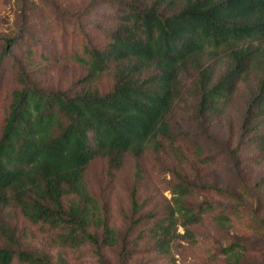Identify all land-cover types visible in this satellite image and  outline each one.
I'll return each mask as SVG.
<instances>
[{
    "label": "trees",
    "instance_id": "obj_1",
    "mask_svg": "<svg viewBox=\"0 0 264 264\" xmlns=\"http://www.w3.org/2000/svg\"><path fill=\"white\" fill-rule=\"evenodd\" d=\"M119 25L104 48L89 43L81 57L86 67L82 81L98 79L114 64L115 84L109 92L86 89L67 95L45 90L20 68L0 122V211L16 207L51 244L80 254L85 248L99 254L120 243L101 203L86 188L87 167L101 158L113 175L125 155L138 158L150 146H159L158 137L171 138L167 115L179 94V72L187 63L198 71L199 114L217 110V104L231 98L236 81L256 74L241 128L242 135L264 151V0H180L173 13L129 4ZM208 48L222 49L229 59L228 69L216 81L212 70L199 64ZM152 69L155 74L144 75ZM192 188L185 181L173 185L176 208L169 207L161 218L148 213L142 219L155 251H169L178 236L177 224L185 228L199 223L210 211V205L189 207ZM130 199L133 211L139 210L135 188ZM0 238V264H53L48 254L23 247L1 224ZM224 254L226 264L240 263L232 246ZM58 263L64 260L58 257Z\"/></svg>",
    "mask_w": 264,
    "mask_h": 264
},
{
    "label": "rangeland",
    "instance_id": "obj_2",
    "mask_svg": "<svg viewBox=\"0 0 264 264\" xmlns=\"http://www.w3.org/2000/svg\"><path fill=\"white\" fill-rule=\"evenodd\" d=\"M129 4L141 10L155 6L161 13L180 8V0H0V55L5 52L0 122L15 89V71L20 68L45 90L67 95L86 89L109 92L115 84L114 64L98 79L82 81L86 67L81 57L87 44L102 49L110 42ZM13 38L15 43L7 46L6 40ZM199 60L202 68L212 70L214 81L229 65L226 52L218 48L206 49ZM195 68L187 63L179 72V94L167 115L170 139L158 137L159 146H150L138 158L125 155L113 175L101 158L86 169V188L101 203L108 224L118 235L117 246L99 254L85 248L80 254L51 244L39 226L14 206L0 211V224L13 231L23 247L48 254L53 264H59L58 257L64 264H226L224 251L230 246L241 256L239 264H264V151H258L241 128L257 76L251 73L236 81L226 103L199 114ZM152 73L154 69L144 75ZM182 181L193 187L186 200L189 207L211 208L199 223L185 228L177 224L178 236L167 253H160L147 238L148 225L142 219L148 213L161 218L169 207L176 208L171 189ZM132 188L139 206L135 212ZM218 216L227 219L218 221ZM138 219L142 221L136 223Z\"/></svg>",
    "mask_w": 264,
    "mask_h": 264
}]
</instances>
